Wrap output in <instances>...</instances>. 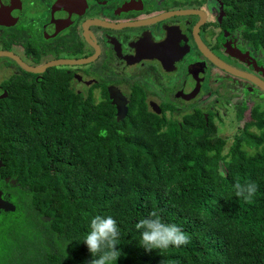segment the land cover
Instances as JSON below:
<instances>
[{"label": "trees", "instance_id": "obj_1", "mask_svg": "<svg viewBox=\"0 0 264 264\" xmlns=\"http://www.w3.org/2000/svg\"><path fill=\"white\" fill-rule=\"evenodd\" d=\"M227 2L258 22L264 47V0ZM51 92L2 101L1 172L17 185L16 210L0 212V264H89L83 241L96 215L117 221L127 254L117 264H264V121L228 143L206 126L159 132L140 104L117 121L110 105ZM248 181L258 185L250 201L235 194ZM154 208L190 243L146 252L135 225Z\"/></svg>", "mask_w": 264, "mask_h": 264}, {"label": "flooded vegetation", "instance_id": "obj_2", "mask_svg": "<svg viewBox=\"0 0 264 264\" xmlns=\"http://www.w3.org/2000/svg\"><path fill=\"white\" fill-rule=\"evenodd\" d=\"M227 1L0 0V113L10 110L2 101L58 90L110 105L117 121L140 104L159 132L220 134V117H231L232 141L264 121V47L258 22L237 19ZM0 161L2 198L16 210L17 182Z\"/></svg>", "mask_w": 264, "mask_h": 264}, {"label": "clouds", "instance_id": "obj_3", "mask_svg": "<svg viewBox=\"0 0 264 264\" xmlns=\"http://www.w3.org/2000/svg\"><path fill=\"white\" fill-rule=\"evenodd\" d=\"M257 190L258 185L252 181L235 185L236 196L249 201ZM90 228L83 241L93 256L89 264H117L121 256L127 255L118 248L120 228L112 216L96 215L91 220ZM135 228L140 231V246L148 253L190 243L189 234L175 223H166L160 210L155 208L148 217L136 223Z\"/></svg>", "mask_w": 264, "mask_h": 264}, {"label": "rangeland", "instance_id": "obj_4", "mask_svg": "<svg viewBox=\"0 0 264 264\" xmlns=\"http://www.w3.org/2000/svg\"><path fill=\"white\" fill-rule=\"evenodd\" d=\"M235 124L236 123L232 121L231 117H227V118L225 116L220 117V126H219L221 127L220 134L228 138V143H231V136L234 134V131L235 132L237 131V126ZM222 125H226L227 127L224 128V126L222 127Z\"/></svg>", "mask_w": 264, "mask_h": 264}, {"label": "water", "instance_id": "obj_5", "mask_svg": "<svg viewBox=\"0 0 264 264\" xmlns=\"http://www.w3.org/2000/svg\"><path fill=\"white\" fill-rule=\"evenodd\" d=\"M204 52H205V54L208 55V52L206 50H204ZM6 54H8V52H5V51L0 52V55H6ZM208 56H210V55H208ZM52 64L53 63H51V65ZM43 69H44V67H43ZM263 88H264V86H263ZM113 102L116 103L115 100ZM125 113H126L125 110L123 112L120 111L118 113L117 119L122 120L125 117ZM1 163L2 162L0 161V166H1ZM0 209H4L6 211H14L15 210V205L13 203L6 201L2 198V191L1 190H0ZM46 218L49 219V217H46Z\"/></svg>", "mask_w": 264, "mask_h": 264}]
</instances>
